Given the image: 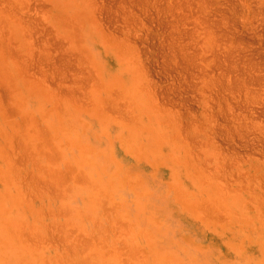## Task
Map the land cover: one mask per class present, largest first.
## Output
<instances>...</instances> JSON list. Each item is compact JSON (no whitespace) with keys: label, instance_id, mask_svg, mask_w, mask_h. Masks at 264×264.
<instances>
[{"label":"rangeland","instance_id":"obj_1","mask_svg":"<svg viewBox=\"0 0 264 264\" xmlns=\"http://www.w3.org/2000/svg\"><path fill=\"white\" fill-rule=\"evenodd\" d=\"M0 264H264V0H0Z\"/></svg>","mask_w":264,"mask_h":264},{"label":"bare ground","instance_id":"obj_2","mask_svg":"<svg viewBox=\"0 0 264 264\" xmlns=\"http://www.w3.org/2000/svg\"><path fill=\"white\" fill-rule=\"evenodd\" d=\"M60 17V16H59ZM86 40H88V39H86ZM58 106V105H57ZM10 180V179H9ZM13 191V190H12ZM20 227V226H19ZM30 228V227H29ZM20 235H21V233H19ZM26 236V235H25ZM20 238V237H19ZM253 249V248H252ZM91 254H93V253H91ZM85 258V257H84ZM85 259H87V258H85ZM243 263V262H242Z\"/></svg>","mask_w":264,"mask_h":264}]
</instances>
